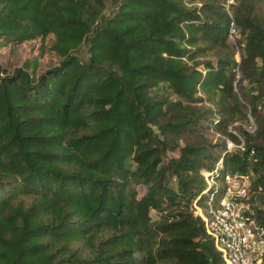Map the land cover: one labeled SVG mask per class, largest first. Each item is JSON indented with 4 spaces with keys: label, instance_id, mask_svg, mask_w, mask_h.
<instances>
[{
    "label": "trees",
    "instance_id": "16d2710c",
    "mask_svg": "<svg viewBox=\"0 0 264 264\" xmlns=\"http://www.w3.org/2000/svg\"><path fill=\"white\" fill-rule=\"evenodd\" d=\"M219 159L264 225V0H0V264H224Z\"/></svg>",
    "mask_w": 264,
    "mask_h": 264
},
{
    "label": "built area",
    "instance_id": "2783aa9c",
    "mask_svg": "<svg viewBox=\"0 0 264 264\" xmlns=\"http://www.w3.org/2000/svg\"><path fill=\"white\" fill-rule=\"evenodd\" d=\"M229 30H235L233 24ZM252 127L253 124L249 129ZM232 148L229 143L227 149ZM221 163L219 159L212 171L204 172L205 187L201 195L205 201L203 206L195 202L194 212L203 221L205 234L224 264H264V225L255 219L250 204L252 174L221 176ZM257 190L264 193V186L258 185Z\"/></svg>",
    "mask_w": 264,
    "mask_h": 264
},
{
    "label": "rangeland",
    "instance_id": "374dc122",
    "mask_svg": "<svg viewBox=\"0 0 264 264\" xmlns=\"http://www.w3.org/2000/svg\"><path fill=\"white\" fill-rule=\"evenodd\" d=\"M226 3L227 4L233 3V0H226ZM232 24H230V27H231ZM233 27L235 29V26L234 25H233ZM236 33H237L236 32V29L233 32H230V30L228 32L229 38H230V41H231V44L234 45V48L235 49H238L237 48V44L235 42ZM20 51H21V49H18V50L15 51V56L16 57L18 56V54H19ZM23 51H24L23 53H25V50H23ZM84 55H85V53H84ZM199 59H201V60L215 61V57L212 55L211 52H209L207 55L200 56ZM235 59L237 60V62H240V59L241 58H240V54H239V51L238 50H237V52L235 54ZM239 76H240V74L237 72L236 77L239 78ZM235 85H236V90H237V88H238L237 83H235ZM204 104L206 106H212L213 107V105H211L210 103H208L206 101H204ZM235 124H236V128L233 125H229L228 126V130H232L233 132L237 131V133H239V131H241L242 129H247V130L253 131L256 128V124L254 122H251L250 124H244V123L243 124H237V123H235ZM252 124H253V127L251 129H249V126L252 125ZM202 134H203V137L197 136V137L194 138V139H196L195 141H200V140H202L204 138L211 139L212 141H215V142L216 141H224V143L226 145V148H227V145L229 143H231L233 145V148L231 150H233L235 148H241L239 146L240 145H243V142L240 143V144L236 143V141H234L230 136L226 135V133L224 131L223 132H216L215 133V132H213V130H209L208 129V130H204ZM238 136H239V139L242 140V137H240V134H238ZM201 205L203 206L204 203L201 204Z\"/></svg>",
    "mask_w": 264,
    "mask_h": 264
}]
</instances>
